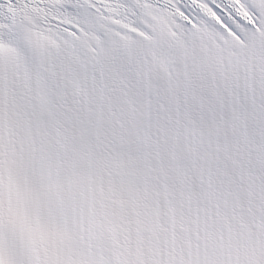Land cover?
<instances>
[{
    "label": "snow or ice",
    "instance_id": "snow-or-ice-1",
    "mask_svg": "<svg viewBox=\"0 0 264 264\" xmlns=\"http://www.w3.org/2000/svg\"><path fill=\"white\" fill-rule=\"evenodd\" d=\"M0 264H264V0H0Z\"/></svg>",
    "mask_w": 264,
    "mask_h": 264
}]
</instances>
